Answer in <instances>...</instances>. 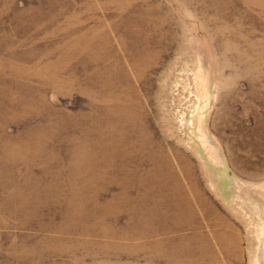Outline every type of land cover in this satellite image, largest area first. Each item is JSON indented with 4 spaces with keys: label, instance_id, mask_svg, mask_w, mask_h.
<instances>
[{
    "label": "rangeland",
    "instance_id": "obj_1",
    "mask_svg": "<svg viewBox=\"0 0 264 264\" xmlns=\"http://www.w3.org/2000/svg\"><path fill=\"white\" fill-rule=\"evenodd\" d=\"M0 264H264V0H0Z\"/></svg>",
    "mask_w": 264,
    "mask_h": 264
}]
</instances>
